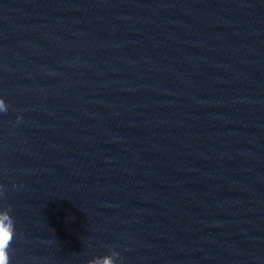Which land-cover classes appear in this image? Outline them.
Masks as SVG:
<instances>
[{
	"label": "water",
	"instance_id": "1",
	"mask_svg": "<svg viewBox=\"0 0 264 264\" xmlns=\"http://www.w3.org/2000/svg\"><path fill=\"white\" fill-rule=\"evenodd\" d=\"M3 188L0 208L11 206L16 226L10 264H86L113 252L119 253L117 264H242L168 236Z\"/></svg>",
	"mask_w": 264,
	"mask_h": 264
},
{
	"label": "clouds",
	"instance_id": "2",
	"mask_svg": "<svg viewBox=\"0 0 264 264\" xmlns=\"http://www.w3.org/2000/svg\"><path fill=\"white\" fill-rule=\"evenodd\" d=\"M0 112H7V105L2 98H0ZM4 195L5 190L0 185V197ZM14 237H16V226L14 217L11 215V206L0 208V264H10L9 247ZM118 259L119 253L113 252L96 256L88 260L86 264H117Z\"/></svg>",
	"mask_w": 264,
	"mask_h": 264
}]
</instances>
